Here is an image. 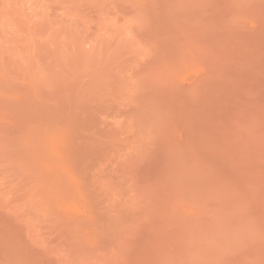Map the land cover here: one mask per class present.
<instances>
[{
  "label": "rangeland",
  "instance_id": "obj_1",
  "mask_svg": "<svg viewBox=\"0 0 264 264\" xmlns=\"http://www.w3.org/2000/svg\"><path fill=\"white\" fill-rule=\"evenodd\" d=\"M0 264H264V0H0Z\"/></svg>",
  "mask_w": 264,
  "mask_h": 264
}]
</instances>
